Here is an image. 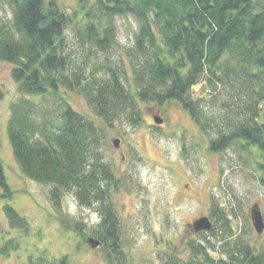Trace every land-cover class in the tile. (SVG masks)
Here are the masks:
<instances>
[{"label":"trees","instance_id":"trees-1","mask_svg":"<svg viewBox=\"0 0 264 264\" xmlns=\"http://www.w3.org/2000/svg\"><path fill=\"white\" fill-rule=\"evenodd\" d=\"M75 2L71 15L58 0H0L10 16L0 20V62L13 66L20 94L10 106L7 138L21 173L51 186L55 207L68 192L82 208L99 206L94 233L115 249L116 218L108 202L115 181L99 156L104 135L93 119L108 129L136 128L143 121L140 104L176 101L213 137L210 151L241 143L264 158V0ZM122 17L134 19L137 30L131 46L113 58L114 19ZM69 27L82 44L79 55L67 44ZM200 83L207 92L195 98L192 89ZM62 91L78 94L93 119L74 111ZM49 99L56 100L53 106ZM0 189L10 196L1 161ZM3 208L12 227L29 230L11 206ZM214 213L232 237L222 243L225 260L215 262L192 242L187 261L169 257L164 264H264V241L251 245L233 237L223 210ZM49 264L68 263L63 256Z\"/></svg>","mask_w":264,"mask_h":264},{"label":"rangeland","instance_id":"rangeland-1","mask_svg":"<svg viewBox=\"0 0 264 264\" xmlns=\"http://www.w3.org/2000/svg\"><path fill=\"white\" fill-rule=\"evenodd\" d=\"M58 4L71 15L77 7L75 0H58ZM5 17L10 18L8 9L0 8V20ZM114 24L116 45L109 52L113 58L131 46L137 30L131 17L116 18ZM72 32L69 27L67 44L79 55L82 44ZM12 67L0 62V161L11 191L6 197L0 189V264H49L63 256L68 264H164L169 257L184 262L191 255L188 244L192 242L202 244L218 262L225 260L222 243L232 238L215 219L218 210L226 214L233 237L239 235L251 245L263 243L264 231L256 234L249 218L250 207L258 204L264 220V158L255 149L236 143L224 151H210L213 137L203 135L176 101L140 104V126L108 129L93 119L78 94L62 91L74 111L103 130L98 153L115 181L108 202L117 235L115 249L105 245L104 234L94 233L93 225L100 224L98 205L82 208L68 192L62 196L61 207H55L49 198L51 186L21 173L7 138L10 106L20 97L11 78ZM206 90L200 83L192 94L201 97ZM34 100L42 103V99ZM55 102L49 99L50 105ZM153 117L162 123L156 125ZM116 139L118 148L112 145ZM6 205L28 223L27 232L12 227L4 214ZM202 217L211 222L213 234H195L188 226ZM90 240L98 247H92Z\"/></svg>","mask_w":264,"mask_h":264},{"label":"water","instance_id":"water-1","mask_svg":"<svg viewBox=\"0 0 264 264\" xmlns=\"http://www.w3.org/2000/svg\"><path fill=\"white\" fill-rule=\"evenodd\" d=\"M153 122L156 125H159L162 123V119L159 117H153ZM112 145L114 146V148H118L119 147V140H117V139L113 140ZM249 218H250V222H251V225H252L254 232L258 235H261L264 231V220H263L262 213H261V210H260V207L258 204H253L251 206V208L249 210ZM190 227L192 228L194 233L208 232L211 230L212 224L207 217H202V218L195 220L191 224ZM90 242L93 243L92 247H98L97 242H93L91 240H90Z\"/></svg>","mask_w":264,"mask_h":264},{"label":"flooded vegetation","instance_id":"flooded-vegetation-1","mask_svg":"<svg viewBox=\"0 0 264 264\" xmlns=\"http://www.w3.org/2000/svg\"><path fill=\"white\" fill-rule=\"evenodd\" d=\"M188 226H190V224H189ZM191 229H192V228H191Z\"/></svg>","mask_w":264,"mask_h":264}]
</instances>
